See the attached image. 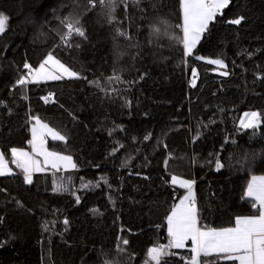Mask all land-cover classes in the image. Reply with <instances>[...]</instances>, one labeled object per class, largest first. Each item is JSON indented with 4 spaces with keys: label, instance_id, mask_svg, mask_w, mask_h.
<instances>
[{
    "label": "trees",
    "instance_id": "1",
    "mask_svg": "<svg viewBox=\"0 0 264 264\" xmlns=\"http://www.w3.org/2000/svg\"><path fill=\"white\" fill-rule=\"evenodd\" d=\"M86 6L0 0L9 17L0 34V152L14 172L0 177V264H147L150 248L168 244L167 217L184 192L173 175L195 180L203 228L257 212L246 192L264 175V0H231L187 57L181 0H127L112 24L97 5L81 17L85 38L62 42L61 18ZM49 51L79 78L18 85L24 65L33 72ZM248 110L260 113L259 128L239 127ZM36 119L65 135L48 147L76 168L26 184L10 150L31 151ZM58 178L67 191L53 190ZM190 249H171L169 264H186Z\"/></svg>",
    "mask_w": 264,
    "mask_h": 264
},
{
    "label": "snow or ice",
    "instance_id": "2",
    "mask_svg": "<svg viewBox=\"0 0 264 264\" xmlns=\"http://www.w3.org/2000/svg\"><path fill=\"white\" fill-rule=\"evenodd\" d=\"M127 0H87V6L84 12L70 13L68 16L61 18L60 23L64 31L61 34V41L67 43L71 37L78 36L85 38L86 34L81 24V17L88 11H92L99 5L101 15L107 18L109 24L115 21V12L118 4L126 3ZM230 4V0H182V44L184 56H190L193 49L200 42L202 36L208 31L210 22H212L217 15L222 14L223 10ZM9 17L0 12V34L6 30L7 21ZM243 16L233 19L232 24L239 25ZM158 32L159 29L154 28ZM117 35L126 36V33L116 30ZM69 46H71L69 44ZM77 47L79 45H76ZM210 63L217 65L221 68H226L222 59H212ZM46 66H51L53 71H48ZM24 67L29 69L28 76H21L16 83L20 86L26 83H31L39 80L40 78L50 80H63L65 78L73 79L79 78L78 73L66 66L58 59L52 51H49L39 65V68L33 74L30 66L25 64ZM193 76L196 75L193 69ZM227 76L225 71L221 73ZM31 77V79H29ZM119 81L120 77L114 76L112 80ZM97 87H100L99 81H92ZM194 83V81H193ZM246 119L241 121L243 128H255L258 126L260 114L251 112L245 114ZM45 130L38 135V128ZM32 139L29 144L32 146L33 152L43 154L45 157V164L51 163L53 169L60 170L61 163L65 167L71 166L72 169L76 168L75 163L70 155H61L59 153L47 151L43 145V135L50 134L53 140L66 141L65 135L60 132L54 131L47 124L41 123L36 119L35 124L31 129ZM147 139V137H146ZM12 163L21 170L23 180L26 184H31L33 170L42 171L39 167L38 161L32 159L29 152L23 149L11 148ZM222 165L217 161V170ZM13 171L8 167L4 155L0 153V176L13 175ZM107 181H105L106 183ZM173 184H179L181 188L187 190V194L180 200L179 205L174 207L167 217L168 236L169 242L167 245H158L148 250L147 264H169V258L175 253L171 249H183L186 241H191L192 247L190 249V258L186 264H202L201 256L208 257L209 255L227 254V260L239 261V264H264V176H253L251 182L247 185L246 196L253 198V207L259 209V214L249 217H238L235 219V227H228L221 230L207 229L204 230L199 224V213L196 205V198L193 191L195 184L194 180L178 179L177 176L171 177ZM90 185H85L89 187ZM55 192H64L68 188L65 186L64 179L54 180ZM79 197H77V203ZM67 224V220L64 221ZM13 239L15 237H12ZM123 245L128 244V240H122ZM3 245L0 244V247Z\"/></svg>",
    "mask_w": 264,
    "mask_h": 264
},
{
    "label": "crops",
    "instance_id": "3",
    "mask_svg": "<svg viewBox=\"0 0 264 264\" xmlns=\"http://www.w3.org/2000/svg\"><path fill=\"white\" fill-rule=\"evenodd\" d=\"M44 124V123H43ZM37 128H38V135H40L42 132H44L45 130H43V129H40L39 128V126H37ZM55 131V130H54ZM43 140H44V145H43V147L47 150V151H49V152H53V151H51L50 150V148L48 147V140H53L52 139V137H51V135L50 134H45V135H43ZM25 151V150H24ZM31 151H32V146H31ZM31 151H27V152H29V154L31 153ZM1 153V152H0ZM36 153V154H35ZM54 153H56V152H54ZM34 155L36 156V158L35 157H32V159H34V160H36V161H38V163H39V167L41 168V169H43L42 171H36V170H33V172H32V175L33 174H35V173H42V172H45V171H48V170H52L53 168H52V166H51V163H48V164H45V157H44V155L43 154H38L37 152H34ZM6 161V160H5ZM8 165V164H7ZM8 167L10 168V166L8 165ZM60 169H71V166H67V167H65L64 165H63V163H61V166H60ZM13 171V170H12ZM14 173V172H13ZM5 176H11V175H5ZM262 176H264V175H260V176H255V177H262ZM0 177H2V176H0ZM178 177V176H177ZM178 179H186V178H181V177H178ZM251 179L252 178H250L249 179V181H248V184L251 182ZM195 181V180H194ZM173 184V183H172ZM247 184V185H248ZM174 186H176V187H178V188H180V189H182L184 192H183V194H182V197L180 198V200L181 199H183V197L187 194V190L185 189V188H181L180 186H179V184L177 183V184H173ZM193 191H194V194H195V198H196V193H195V184H194V186H193ZM252 200H253V198H251ZM180 200L178 201V203H177V205H179V203H180ZM196 202H197V198H196ZM253 203H254V200H253ZM176 205V206H177ZM175 206V207H176ZM256 209H257V212L254 214V215H252V216H255V215H258L259 214V209H258V206L257 207H255ZM198 209V208H197ZM247 217H249V216H247ZM231 227H235V224L233 225V226H231ZM202 229H204V230H207L208 228H203V227H201ZM228 228V227H227ZM167 229H168V224H167ZM222 229H224V228H222ZM216 230H221V229H216ZM189 244H190V246L192 247V243H191V241L189 240V241H186V243H185V247L184 248H187V247H189ZM183 248V249H184ZM211 255H222L223 257H226V255L227 254H223V253H220V254H216V253H213V254H211ZM211 255H209V256H211ZM202 257V256H201ZM238 262V264H239V261H237Z\"/></svg>",
    "mask_w": 264,
    "mask_h": 264
},
{
    "label": "rangeland",
    "instance_id": "4",
    "mask_svg": "<svg viewBox=\"0 0 264 264\" xmlns=\"http://www.w3.org/2000/svg\"><path fill=\"white\" fill-rule=\"evenodd\" d=\"M231 1V0H230ZM181 13H182V0H181ZM182 23H183V20H182ZM202 39V38H201ZM201 41V40H200ZM199 44V43H198ZM197 44V45H198ZM197 45H196V47H197ZM195 47V48H196ZM195 48L193 49V52H194V50H195ZM206 61H210L209 59H205ZM63 63V62H62ZM65 64V63H64ZM66 65V64H65ZM67 66V65H66ZM69 67V66H68ZM39 68V67H38ZM38 68H36V69H33V74H35V71L38 69ZM46 68H47V70L48 71H53L54 69H52L51 68V66H46ZM70 68V67H69ZM74 71V70H73ZM29 79H31V77H29ZM65 79H68V78H65ZM47 81H53V80H50V79H45V78H40L39 80H37V81H35V82H47ZM251 112H257V113H259L258 111H254V110H248V111H245L243 114H242V116H241V118H240V120H239V127H241V121H244L245 119H246V116H245V114L246 113H251ZM260 114V113H259ZM260 125H261V116L259 117V120H258V126L257 127H255V128H259L260 127ZM241 128H243V127H241ZM243 129H246V128H243ZM36 154V153H35ZM30 156L31 157H35L36 158V156L34 155V152H33V150L31 151V153H30Z\"/></svg>",
    "mask_w": 264,
    "mask_h": 264
},
{
    "label": "water",
    "instance_id": "5",
    "mask_svg": "<svg viewBox=\"0 0 264 264\" xmlns=\"http://www.w3.org/2000/svg\"><path fill=\"white\" fill-rule=\"evenodd\" d=\"M196 72V71H195ZM223 72H225V71H223V70H221V69H215V70H213V74H215L216 76H223V77H228L229 76V73H228V75L227 76H225V75H222L221 73H223Z\"/></svg>",
    "mask_w": 264,
    "mask_h": 264
},
{
    "label": "built area",
    "instance_id": "6",
    "mask_svg": "<svg viewBox=\"0 0 264 264\" xmlns=\"http://www.w3.org/2000/svg\"><path fill=\"white\" fill-rule=\"evenodd\" d=\"M28 72H29V70H28ZM196 205H197V202H196Z\"/></svg>",
    "mask_w": 264,
    "mask_h": 264
}]
</instances>
